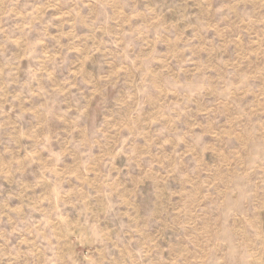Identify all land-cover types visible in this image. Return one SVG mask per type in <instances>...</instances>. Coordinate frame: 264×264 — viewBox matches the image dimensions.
<instances>
[{
  "label": "rangeland",
  "instance_id": "rangeland-1",
  "mask_svg": "<svg viewBox=\"0 0 264 264\" xmlns=\"http://www.w3.org/2000/svg\"><path fill=\"white\" fill-rule=\"evenodd\" d=\"M0 264H264L260 0H0Z\"/></svg>",
  "mask_w": 264,
  "mask_h": 264
},
{
  "label": "clouds",
  "instance_id": "clouds-1",
  "mask_svg": "<svg viewBox=\"0 0 264 264\" xmlns=\"http://www.w3.org/2000/svg\"><path fill=\"white\" fill-rule=\"evenodd\" d=\"M246 4V0H242ZM260 6L264 7V0H260Z\"/></svg>",
  "mask_w": 264,
  "mask_h": 264
}]
</instances>
